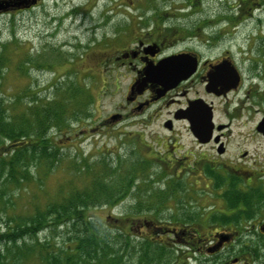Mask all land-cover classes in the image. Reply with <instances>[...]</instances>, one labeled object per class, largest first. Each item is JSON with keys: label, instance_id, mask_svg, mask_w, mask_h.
Wrapping results in <instances>:
<instances>
[{"label": "rangeland", "instance_id": "rangeland-1", "mask_svg": "<svg viewBox=\"0 0 264 264\" xmlns=\"http://www.w3.org/2000/svg\"><path fill=\"white\" fill-rule=\"evenodd\" d=\"M158 42L167 52L194 50L203 61L228 55L242 74L241 91L228 99L204 95L202 81L187 95L213 101L214 124L229 125L224 164L211 163L217 148L199 146L189 123L168 130L178 109L171 98L137 110L145 86L128 101L142 63L125 54ZM0 59V98L14 117L34 112V99L66 103L63 124L47 135L61 161L28 167V182L8 189L21 195L12 198L14 212L89 192L106 163L121 172L112 170L109 180L127 182L141 163L136 186L90 216L137 238L167 228L162 240L169 251L155 253L153 264H264V238L254 230L264 220V142L256 131L264 111V0H37L30 9L0 13ZM63 86L65 93L57 90ZM88 167L95 173L84 172ZM5 209L0 204V234ZM183 226L204 240L196 254L188 235L184 241L172 232ZM55 230L34 239L63 249L67 231ZM27 263L41 264L36 253Z\"/></svg>", "mask_w": 264, "mask_h": 264}, {"label": "trees", "instance_id": "trees-1", "mask_svg": "<svg viewBox=\"0 0 264 264\" xmlns=\"http://www.w3.org/2000/svg\"><path fill=\"white\" fill-rule=\"evenodd\" d=\"M239 11L243 9L240 7ZM253 11L255 9L250 15ZM57 90L64 93L67 91L65 86L60 89L58 87ZM65 104L56 99L40 105L39 100L34 99V107H30L34 112L27 110L14 117L5 99L0 98V204L7 206L4 215L7 218L5 230L0 234V264H28L35 253L41 264H153L155 253L162 255L169 251L168 245L162 240L167 234V228L157 226L153 237L142 235L137 238L130 231L120 227L111 228L89 215L92 208L118 202L135 187L141 163L127 173V182L116 181V177L109 180L108 175H111L112 170L117 175H121V172L120 168L117 171L106 163L101 176H98L99 173L93 175V185L89 192L66 196L40 208L35 205L28 214L14 212L16 208L12 198L21 195L8 189L12 186L18 188L20 184L28 182V167L33 164L47 167L61 161L57 145L47 135L52 127L59 128L63 124ZM83 169L84 172L95 173L91 167ZM6 195L8 204L2 201ZM225 195L227 194L224 197ZM114 220L119 221L116 218ZM60 226H64L68 236L63 249H51L49 242L40 244L34 239L41 232H52ZM179 230L172 232L177 239L184 241L185 238L181 236L188 235L186 244L191 252L194 247L199 248L205 244L199 234H190L188 228L183 226ZM29 237L34 239L32 243L26 242ZM35 250L38 251L34 252ZM197 250L195 249L194 254Z\"/></svg>", "mask_w": 264, "mask_h": 264}, {"label": "flooded vegetation", "instance_id": "flooded-vegetation-1", "mask_svg": "<svg viewBox=\"0 0 264 264\" xmlns=\"http://www.w3.org/2000/svg\"><path fill=\"white\" fill-rule=\"evenodd\" d=\"M158 44V46H157ZM156 45H154L153 48H148L145 46H141L139 49L135 50L133 53H127V55L125 54V57H129L132 56V58L137 59L141 61L142 63V67L140 70L136 71V79L135 81H142L146 75H145V70L148 64H153V65H157L159 64L160 60H162L163 58L169 56V55H176V54H184V55H190V56H196L198 59L197 62V66L195 68V72L187 79L181 82V84H178L175 88L168 90L167 92H165L163 94V88L162 86H159L158 84L155 83H151L148 82L146 84V90L144 92L143 95H146L147 98L145 100V103H140V106L138 105V109L140 110L143 108V106H154L157 104H165V102L167 101L168 98H171V102L173 105H177V108L175 110V112H172V114L170 113V118L168 119V122H171V126L173 128V124L177 123V122H184V123H189V120L187 118H178L176 119L177 116H185V114L180 113L182 110H187L188 107H190V105L193 102H196L198 100H203V102L205 101L207 103V105H209L210 107L213 108V117H214V102H207L206 99L203 98V96H195L194 98L189 99L187 97L188 93L190 92V88L193 85V83H195L196 81H202L203 82V86H204V95L208 96V97H214V98H218V99H222V98H226L228 99L229 95L234 94L235 92L238 93L239 91H241L244 81H243V76L242 74H240V71L237 69V67L235 66L234 62L232 61L230 56H223L221 57V59L215 60V61H203V59L200 57V55H198L199 53L195 52L194 50H171L168 51V48L165 47L164 42H158ZM143 54V55H142ZM223 63H228L231 65H234L236 67V69L238 70V74L240 75V80L239 83L236 84L235 87H231V89L227 86H224L222 84H218L216 86L213 87V85L211 84V76L212 74L215 73V69L218 66L223 65ZM209 88L213 91H209ZM183 91V93L181 92ZM130 92H131V88H130ZM135 94L133 93L132 96L130 97V99H135ZM184 98V103H180L181 101H179L177 98L181 97ZM128 101H131V100ZM132 99V100H133ZM205 103V104H206ZM264 120V111H263V116L261 118V121L256 125V131L259 134L258 136H260L262 138V141L264 142V133L260 132L258 130L259 124ZM219 127H222V129L219 130ZM173 130V129H172ZM226 131H229V125L226 124L224 125H219V124H215L214 126V130H213V137L212 140L207 143V144H200L198 142L199 146H207V145H214L217 151V155H216V161H210L211 163H221L222 161H220L219 158H222L223 156L226 155L227 153V138L225 137L227 135V133H225ZM224 138H225V142H224ZM247 154V153H246ZM247 156L248 155H244L243 157H241L240 159L242 161L247 160ZM209 162V160H208ZM223 163V162H222ZM224 164V163H223ZM257 164V163H256ZM226 168L229 169L230 167L228 165H226ZM214 169V167H212ZM238 169H234V171H237ZM250 177V175H247V178ZM257 230L258 234L261 236V238H264V220L259 223L258 226H255V229Z\"/></svg>", "mask_w": 264, "mask_h": 264}, {"label": "water", "instance_id": "water-1", "mask_svg": "<svg viewBox=\"0 0 264 264\" xmlns=\"http://www.w3.org/2000/svg\"><path fill=\"white\" fill-rule=\"evenodd\" d=\"M36 4L37 0H0V13L30 9ZM197 62V59L190 55H175L161 60L157 65L148 64L145 70L146 77L142 80V83L138 80L132 86L131 93L133 94L136 87L138 92L142 93L146 83L151 82L162 86L164 94L181 84L182 81L187 80L195 72ZM215 70L210 79L213 87L222 84L231 89L239 83L240 77L231 64L223 63ZM209 91L213 90L209 88ZM180 113L185 114V116H177L176 119L187 118L189 120V129L199 143L205 145L212 140L215 126L212 107L205 104L203 100H198L193 102L187 110H182ZM118 117L115 115L112 119L116 120ZM166 127L168 130H172L171 122H168ZM220 129L222 127H219ZM258 130L264 133V120L259 124Z\"/></svg>", "mask_w": 264, "mask_h": 264}]
</instances>
